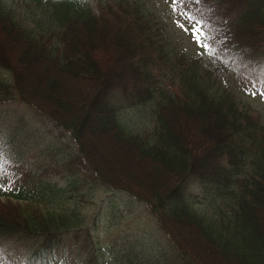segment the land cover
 <instances>
[{"label":"trees","instance_id":"trees-1","mask_svg":"<svg viewBox=\"0 0 264 264\" xmlns=\"http://www.w3.org/2000/svg\"><path fill=\"white\" fill-rule=\"evenodd\" d=\"M30 1L40 10V19L33 18L38 29L0 0V107L22 102L66 131L94 185L83 183L79 192L69 179L66 187L57 185V173L67 177L63 157L60 162L50 159L40 179L23 167L21 153L9 155L17 172L6 192L0 185V264H264V111L237 99L231 83L240 58L250 62L257 54L264 56L258 52L264 49V0H208L219 19L214 17L207 30L219 49L232 55L228 61L213 52L170 55L159 43L165 35L152 31L154 11L138 0L93 5L91 0ZM232 60L238 63L236 70ZM41 68L49 74L48 93L42 97L27 89L25 81L29 75L44 77ZM166 71L175 87L160 79ZM65 78L81 90L71 111L60 97ZM116 90L126 105L154 103L150 138L123 120L125 104ZM28 122L25 115L18 116L9 139L25 145ZM97 124L102 129L96 135L112 137L125 155L148 170L145 181L112 178L83 146L81 128L92 130ZM3 168L0 161L1 172ZM197 181L213 201H228L229 214L222 220L196 207L188 188ZM94 186L144 205L153 218L149 233L156 237L154 231L160 229L172 247L157 237L149 245L133 242L118 261L97 250L103 213L80 210L105 194H94ZM118 203L110 199L108 214L120 224ZM186 224L193 226V239L205 250L182 238L177 228ZM156 241L163 243L157 246Z\"/></svg>","mask_w":264,"mask_h":264},{"label":"rangeland","instance_id":"rangeland-1","mask_svg":"<svg viewBox=\"0 0 264 264\" xmlns=\"http://www.w3.org/2000/svg\"><path fill=\"white\" fill-rule=\"evenodd\" d=\"M4 3L13 10L17 15L25 18V23H29L35 29H38L37 22L34 21L40 19L39 7L30 0H3ZM104 0H91L92 5ZM144 2L148 7L154 11L155 16H151L150 25L152 31L158 34L159 31L165 35L164 39H160L159 43L167 49L170 55L175 56L180 51L185 55L193 57H203L209 55V53H215V57L222 60L223 55H226L227 61L232 58L229 52H224L219 49L218 42L212 39V34L207 30L208 24L213 22V18L219 19L217 8L215 6L209 7L208 0H191L190 3L185 0H138ZM94 2V3H93ZM211 10V12H209ZM216 19V21H218ZM195 25L193 30L192 25ZM218 25V23H215ZM157 34L153 38H157ZM198 37V39H197ZM207 47H204V45ZM263 48V47H262ZM259 49V53L264 52V49ZM249 62L247 58H240V70H236L238 63L230 62L233 64V69L236 72L231 75V83L236 93L237 99H240L243 103L250 105L253 109L264 111V56L262 54L255 55ZM223 61V60H222ZM238 72V77L236 74ZM41 75H34L29 81L34 80L37 83L42 81V78H38ZM161 80H166L168 86L175 87V83L171 82L169 71L162 72ZM176 82V81H175ZM27 83V82H26ZM177 83V82H176ZM76 84L68 83L63 86L61 90V99L64 101V105L70 102L76 103L77 97H81L80 89L75 87ZM27 88V85H26ZM28 89V88H27ZM175 90H178L177 88ZM39 93V92H38ZM44 93H48V87L45 86ZM79 93V94H78ZM116 98L125 104L123 106L124 118L123 120L129 124L135 132L147 136L150 138L151 131L153 130V115L152 110L154 103L149 101L145 105H126L123 103V97L116 90ZM56 104L59 102L55 100ZM0 107V161L4 162V168L1 173V187L3 192H6L8 188L12 187V178L16 174L17 169L15 163L10 159L9 155L13 158L17 157L21 153V160L23 161V167L29 168L32 172L36 173L37 178H44L45 165L49 164V160L55 158L56 161H61L62 157L64 163H68L62 171L66 172L67 177H61V173L53 178L60 187H66L68 179L79 185L78 192L81 191L83 183L86 185H94L92 175L88 170L80 165L78 162V150L77 145L73 142L66 131H62L51 122L44 119L38 112L26 104L19 101H10ZM61 106V105H60ZM51 106H49V109ZM122 109V110H123ZM37 112V113H36ZM66 117H71L69 110L65 111ZM74 112V111H73ZM72 112V113H73ZM19 114V115H18ZM25 115L27 119L32 122L26 123L27 129H29V138L25 145L17 142L16 139H9L10 132H15L14 127L18 116ZM7 117H15V121H9ZM15 125V126H14ZM87 129H90L91 127ZM86 129V128H85ZM102 129L100 124L95 125L92 128L91 134L93 137ZM61 131V132H60ZM101 136V133L98 134ZM23 136H25L23 134ZM82 144L87 146L89 152L98 160V163L106 168L109 175L114 176L116 179L129 180L131 178L138 181H145L149 177L148 170L142 169L140 163L135 158L124 154V150L117 146L112 137L106 136L96 140L91 138L89 140L80 138ZM37 142V143H36ZM16 144V148L14 147ZM84 148V147H83ZM86 148V147H85ZM20 149V150H19ZM52 149V155H49V151ZM62 152H61V150ZM12 150L15 151V155L11 154ZM56 152V153H55ZM55 153V154H54ZM54 154V155H53ZM75 172V173H74ZM130 174L132 176H130ZM191 183V182H190ZM84 185V184H83ZM196 185L188 188L189 192L196 196V207L200 210L206 211L210 215H223L228 210V201L215 202L219 198L213 199L209 196L202 186ZM94 194H100L103 192L97 186H94ZM101 199L95 204L80 205V210L93 214L102 211V219H100L101 233L95 236V239H99V244L94 245L97 250H100L108 257H116L117 261L121 260V251L123 248L129 247L133 242L139 246L141 244L149 245L150 242H155L154 238L159 240H165L164 233L155 229V235L149 233V228L154 225L153 218L147 212L144 205L137 204L131 200L126 194H111L103 192ZM206 193L209 197H205ZM115 199L119 203L117 205L119 209V216L121 218L120 224L117 223L118 218L112 217V212L108 214V204L110 199ZM36 200V197L33 198ZM39 204H43L41 199L36 200ZM41 204V205H42ZM79 206V205H78ZM140 219V221H139ZM149 233V237H147ZM163 234V235H162ZM189 234H191L189 232ZM145 238V239H144ZM149 238V240H146ZM185 239H193V235L188 237H182ZM157 239V241H159ZM146 240V241H145ZM155 245L159 246V243ZM167 243L171 246L169 240L166 238ZM194 246L201 248L199 242L193 239ZM172 247V246H171ZM156 250V249H155ZM120 252V253H119ZM163 252V250H161ZM66 254L68 252H65ZM76 253V251H75ZM81 255V253L79 254ZM159 258V257H158ZM161 262V260H159ZM176 264H180L176 262Z\"/></svg>","mask_w":264,"mask_h":264},{"label":"bare ground","instance_id":"bare-ground-1","mask_svg":"<svg viewBox=\"0 0 264 264\" xmlns=\"http://www.w3.org/2000/svg\"><path fill=\"white\" fill-rule=\"evenodd\" d=\"M16 52H17V50H16ZM41 72L44 74V77L43 76H38V77H41L42 78V82L41 83H37V81L36 80H34V81H32L31 83H29V80H31L30 79V75L29 76H27V79H25V81L27 82V88H29V90H32V91H35V92H39V94L40 95H42V93L45 91V86L47 87V85H46V82L49 80V78H48V76H49V74L48 73H46V72H44V69H42L41 68ZM66 79V78H65ZM67 80V79H66ZM66 82V81H65ZM67 82H68V80H67ZM69 83V82H68ZM68 83H65V84H68ZM63 84V83H62ZM46 105H48V103H46V102H44ZM68 104H70L69 105V109H70V111L71 110H73L74 108L76 109V105L74 106V105H72L73 103L72 102H70V103H68ZM71 107H73V109L71 108ZM95 137H93L92 136V134H91V130L90 129H84V128H81V137L83 138L84 137V139H86L87 138V140H89V139H91V138H95L96 140H98V139H102V138H105L106 136H108V135H94ZM113 139V138H112ZM114 140V139H113ZM84 147H86V149H88L87 148V146H85V143H84ZM104 170H106V168H104ZM107 171V170H106ZM130 176H132L131 174H130ZM111 177L113 178L114 176H112L111 175ZM72 186L74 187L75 185L72 183ZM228 214H229V211L227 212ZM227 213H226V215H227ZM205 215L206 216H208V217H210L211 219H216V220H222V218H223V216H224V214L223 215H219V216H215V215H210V214H208V213H205ZM185 227L186 228H180V227H178L177 228V230L179 231V233H180V235L182 236V237H188L189 235L191 236L193 233H194V230H191V229H193V226L192 225H189V224H186L185 225ZM189 232L191 233V234H189ZM164 238L166 239V237L164 236ZM160 241V240H159ZM157 243H163V242H157ZM85 253V255H87L88 254V251H86V252H84ZM120 253V252H119Z\"/></svg>","mask_w":264,"mask_h":264},{"label":"snow or ice","instance_id":"snow-or-ice-1","mask_svg":"<svg viewBox=\"0 0 264 264\" xmlns=\"http://www.w3.org/2000/svg\"><path fill=\"white\" fill-rule=\"evenodd\" d=\"M192 28L194 30V28H195V25L194 24L192 25ZM197 39H198V37H197ZM204 47H207V45L205 44Z\"/></svg>","mask_w":264,"mask_h":264}]
</instances>
